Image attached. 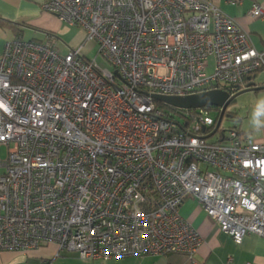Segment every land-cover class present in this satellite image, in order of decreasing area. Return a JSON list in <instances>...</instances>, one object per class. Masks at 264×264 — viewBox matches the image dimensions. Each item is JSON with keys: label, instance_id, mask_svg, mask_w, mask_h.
<instances>
[{"label": "built area", "instance_id": "built-area-1", "mask_svg": "<svg viewBox=\"0 0 264 264\" xmlns=\"http://www.w3.org/2000/svg\"><path fill=\"white\" fill-rule=\"evenodd\" d=\"M42 10L95 41L112 71L82 48L5 44L0 252L192 259L202 240L179 213L187 198L234 244L264 238V143L232 129L210 142L209 107L182 125L150 97L232 96L264 72V49L207 0H45ZM249 14L264 19L260 6Z\"/></svg>", "mask_w": 264, "mask_h": 264}, {"label": "crops", "instance_id": "crops-1", "mask_svg": "<svg viewBox=\"0 0 264 264\" xmlns=\"http://www.w3.org/2000/svg\"><path fill=\"white\" fill-rule=\"evenodd\" d=\"M207 1L233 19L248 34L254 50L264 49V19L254 18L249 14L253 5L260 6L264 14V0ZM44 2L45 0H0V54L7 42L15 40L11 29V26L15 25L21 40H24L26 31L31 37L30 40L48 43L55 47L60 55H66L70 50L78 48H82L81 55L83 54V49L88 43L85 33L78 28L64 25L56 16L44 12ZM70 33H73L71 37ZM210 64H213V60ZM262 74L258 73L248 80V84L254 88H264ZM239 98L242 100L239 102L238 98L236 99L232 112L240 119V132L264 143V129L257 131L251 125L257 103L264 100V89L244 93ZM179 213L197 230L202 240V245L192 259L183 254H170L99 261L81 259L75 253H58L57 247L50 245L28 252H0V264H264V238L249 235L240 245L234 244L230 237L219 231L216 223L205 215L197 201L192 198L184 200Z\"/></svg>", "mask_w": 264, "mask_h": 264}, {"label": "water", "instance_id": "water-1", "mask_svg": "<svg viewBox=\"0 0 264 264\" xmlns=\"http://www.w3.org/2000/svg\"><path fill=\"white\" fill-rule=\"evenodd\" d=\"M264 88H246L243 91H240L232 96H230L228 93L222 90H215V91H210V92H205V93H200L188 97H167V96H160V95H150V97L159 103H162L163 105L180 109V110H198V109H203V108H216L219 109L220 112V117L217 122V126L213 130V132L206 137V139H209L212 137L218 127L219 124L222 120L223 114L227 110V108L234 104L236 102V99L247 92H256L260 91Z\"/></svg>", "mask_w": 264, "mask_h": 264}, {"label": "trees", "instance_id": "trees-1", "mask_svg": "<svg viewBox=\"0 0 264 264\" xmlns=\"http://www.w3.org/2000/svg\"><path fill=\"white\" fill-rule=\"evenodd\" d=\"M11 29H12V32L15 34V40H21V35H20V33L17 31L18 30V27L15 25V26H11ZM55 48V47H54ZM56 50V49H55ZM82 56V55H81ZM83 57V56H82ZM84 58V57H83ZM258 73H263L264 74V72H262V71H258V72H255V73H252V74H250L245 80H244V84H243V86H241L240 88H239V91L238 92H240V91H243V90H245L246 88H254V87H252L251 85H249L248 84V80H251V79H253V77L255 76V75H257ZM154 103H155V105H156V107L158 108V109H160V110H162L167 116H168V118H172V119H176V120H178L179 122H181V120H186V121H184V122H182L181 124L182 125H184V123L185 122H187V123H190V121H191V116H193L194 114H196L197 113V111H195V110H180V109H176V108H172V107H169V106H166V105H163L162 103H159V102H156V101H154ZM207 110H209V111H213V112H215V125H214V127L213 128H211L210 129V131H209V133H211L214 129H215V127L217 126V122H218V119H219V117H220V113H219V111L218 110H216L215 108H209V109H207ZM224 116H226L227 118H229L230 119V121H232V122H235V123H239V118L232 112V113H230L229 111L227 112V110L225 111V113L223 114V117ZM223 117H222V119H223ZM222 121V120H221ZM221 123V122H220ZM219 126H220V124H219ZM230 130V129H229ZM232 130H235L236 132H237V134L238 135H243L241 132H240V130H239V125H235L233 128H232ZM218 133H220V131H219V127H218V129H217V131H216V133H215V135H217ZM223 131L221 132V135H220V137H222L223 136Z\"/></svg>", "mask_w": 264, "mask_h": 264}, {"label": "rangeland", "instance_id": "rangeland-1", "mask_svg": "<svg viewBox=\"0 0 264 264\" xmlns=\"http://www.w3.org/2000/svg\"><path fill=\"white\" fill-rule=\"evenodd\" d=\"M25 36H23L24 40H30L31 37H29L28 32L25 31ZM71 35H73V33H70V37ZM69 37V38H70ZM66 38V39H69ZM87 43V42H86ZM59 50L61 51V48H59ZM97 51H98V44L95 41H89L86 46L83 49V57L86 58L87 60H94L97 65L101 68H106L110 71H112V69L110 68V66L108 64H106L100 57H98L97 55ZM264 75V74H262ZM241 98L238 97V101L241 102ZM237 102V101H236ZM235 102V103H236ZM232 104L227 108V112L229 111L230 113H232V107L235 105ZM210 116L215 119V112L210 111ZM235 125H239V123H235L230 121L229 118H227L226 116L223 117L220 126H219V131L220 133H218L217 135H215L214 137H212L211 139H209L210 142H215L218 140L219 136L221 135V132L223 131V134H228L229 129H232ZM9 148H11V145L9 146ZM7 155V148L6 147H1L0 148V159L4 160L6 158ZM3 173V170H0V175Z\"/></svg>", "mask_w": 264, "mask_h": 264}, {"label": "clouds", "instance_id": "clouds-1", "mask_svg": "<svg viewBox=\"0 0 264 264\" xmlns=\"http://www.w3.org/2000/svg\"><path fill=\"white\" fill-rule=\"evenodd\" d=\"M262 117H264V100L257 103L252 114L251 125L257 131L264 129V119H261Z\"/></svg>", "mask_w": 264, "mask_h": 264}]
</instances>
